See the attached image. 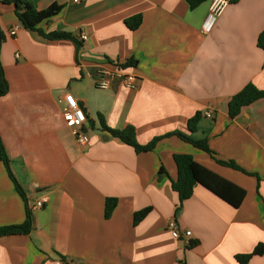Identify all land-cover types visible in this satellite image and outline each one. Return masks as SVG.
I'll use <instances>...</instances> for the list:
<instances>
[{"label":"crops","instance_id":"crops-1","mask_svg":"<svg viewBox=\"0 0 264 264\" xmlns=\"http://www.w3.org/2000/svg\"><path fill=\"white\" fill-rule=\"evenodd\" d=\"M4 1L0 61L9 90L0 97V137L26 201L0 162V228L22 225L29 205L45 204L32 212L29 233L0 237V264H240L236 256L264 246V97L235 118L228 109L248 84L264 91V0H233L210 34L201 26L213 0H27L39 11L63 6L39 26L76 38L59 41L26 30ZM137 16L141 25L129 29L126 21ZM129 61L138 89L95 86L98 67ZM67 94L86 112L85 147L63 118ZM101 118L114 130L134 127L141 145L174 132L206 139L216 158L177 136L137 153L104 131ZM177 154L244 190L241 205L197 185L180 208L172 187ZM109 198L118 205L106 218ZM145 208L151 212L134 225ZM171 220L191 237L173 238ZM248 264H264V254Z\"/></svg>","mask_w":264,"mask_h":264},{"label":"trees","instance_id":"trees-1","mask_svg":"<svg viewBox=\"0 0 264 264\" xmlns=\"http://www.w3.org/2000/svg\"><path fill=\"white\" fill-rule=\"evenodd\" d=\"M201 0H197L199 3ZM6 3H13L16 7L15 13L20 22V24L28 31L39 32L48 40L59 41V40H76V38L69 32L54 31L48 34L42 33L39 30V26L42 23L48 22L56 17H58L63 10L62 5L52 4L47 9L37 10L34 6L27 0H5ZM142 23V17L137 16L126 21V25L131 30H136ZM2 33L0 31V43L2 42ZM258 47L264 51V30L260 33L258 38ZM135 63L129 61L124 65H120L121 69H128L133 67ZM9 90L8 82L4 75V69L0 61V97L7 94ZM264 97V91L258 89L254 84H248L244 89L232 97L229 102V115L232 118L237 117L243 108L255 103L256 101ZM201 114L198 113L188 122V131L194 133L197 129V125L200 121ZM101 124L104 131L109 133L112 137L118 138L124 144L132 147L137 153L151 152L156 148L158 142L164 138L170 136H177L183 141L193 145L195 148L202 150L212 157L216 158V154L213 153L209 146L208 141L205 140H195L189 135L183 134L181 132H174L167 134L165 136H160L154 138L146 145H141L136 140V131L134 127L128 126L124 130H114L106 126L101 118ZM174 160L178 169V177L172 182V187L176 191L180 198V208L182 203L191 198L194 194V189L197 185H203L213 193L221 197L223 200L231 204L232 206L238 208L244 197L245 191L228 182L227 180L216 175L212 171L208 170L204 166L197 163L191 155L177 154L174 156ZM219 164L233 168L235 170L242 169L233 161H222L217 160ZM0 162H2L9 173V176L16 185V188L22 198L26 201V195L22 190L20 184L17 182L13 175L10 167V160L8 158L6 149L0 137ZM118 205L117 199L109 198L105 203V217L109 218L113 211ZM179 208V209H180ZM151 212V208H145L134 214V225L141 223ZM33 213L29 209H26V220L20 226H11L0 228V237L9 236L14 234H27L33 228ZM264 254V246L258 245L251 254L236 256V260L240 264H248L250 260L255 256H261Z\"/></svg>","mask_w":264,"mask_h":264},{"label":"built area","instance_id":"built-area-1","mask_svg":"<svg viewBox=\"0 0 264 264\" xmlns=\"http://www.w3.org/2000/svg\"><path fill=\"white\" fill-rule=\"evenodd\" d=\"M75 3H81V0H74ZM233 0H213L207 17L201 26V30L204 34H210L216 25L219 18L225 12V10L230 6ZM17 27L11 31V35H15ZM82 40H87L85 34H81ZM19 57V55H17ZM114 81L121 83L126 89L136 90L138 89L139 78L136 74L129 72L128 69H121L119 66L116 67H106L100 66L96 71V78L94 79V84L98 89L108 90L111 88ZM64 104L62 113L66 125L74 135L76 142L79 146L85 147L90 141V136L87 132H84L85 124L87 123V115L84 108L80 105L78 100L72 94H67L65 98L61 100ZM207 118H211L213 113L211 110H207L203 114ZM45 200L35 201L33 204L29 205V209L34 212L38 209L43 208ZM167 228L171 235L175 239L186 238L189 239L192 235L190 231L181 232L176 221L171 220L167 224ZM57 264H65L57 262Z\"/></svg>","mask_w":264,"mask_h":264},{"label":"water","instance_id":"water-1","mask_svg":"<svg viewBox=\"0 0 264 264\" xmlns=\"http://www.w3.org/2000/svg\"><path fill=\"white\" fill-rule=\"evenodd\" d=\"M87 131H88L87 129L84 130V132H87Z\"/></svg>","mask_w":264,"mask_h":264}]
</instances>
